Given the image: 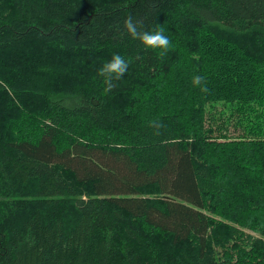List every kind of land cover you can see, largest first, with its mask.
<instances>
[{"label":"trees","instance_id":"trees-1","mask_svg":"<svg viewBox=\"0 0 264 264\" xmlns=\"http://www.w3.org/2000/svg\"><path fill=\"white\" fill-rule=\"evenodd\" d=\"M0 264H264V0H0Z\"/></svg>","mask_w":264,"mask_h":264},{"label":"clouds","instance_id":"clouds-1","mask_svg":"<svg viewBox=\"0 0 264 264\" xmlns=\"http://www.w3.org/2000/svg\"><path fill=\"white\" fill-rule=\"evenodd\" d=\"M120 35H127L145 50H152L160 58L165 57L173 47L170 37L166 34L163 26L158 25L156 28L146 30L143 20L133 15H128L121 26H117ZM132 63L131 58H126L120 53H114L111 59L104 61L96 71V77L101 78L104 84V94H108L116 87V82L120 81L127 73ZM192 85L200 88L201 92H207L205 78L200 75L192 77ZM150 128L156 130L155 134L159 135V130L164 127L159 120L149 122Z\"/></svg>","mask_w":264,"mask_h":264},{"label":"rangeland","instance_id":"rangeland-1","mask_svg":"<svg viewBox=\"0 0 264 264\" xmlns=\"http://www.w3.org/2000/svg\"><path fill=\"white\" fill-rule=\"evenodd\" d=\"M166 34H167V32H166ZM169 36V35H168ZM170 37V36H169ZM182 74H184L185 75V77L184 78H186V76H187V72H186V69H184L183 68V70H181V72L179 73V76L182 78ZM184 81H185V79H183ZM216 105V104H215ZM214 105V106H215Z\"/></svg>","mask_w":264,"mask_h":264}]
</instances>
